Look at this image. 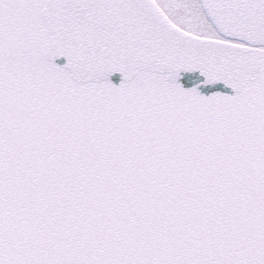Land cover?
Returning <instances> with one entry per match:
<instances>
[{
	"label": "snow or ice",
	"instance_id": "1",
	"mask_svg": "<svg viewBox=\"0 0 264 264\" xmlns=\"http://www.w3.org/2000/svg\"><path fill=\"white\" fill-rule=\"evenodd\" d=\"M0 264H264V0H0Z\"/></svg>",
	"mask_w": 264,
	"mask_h": 264
},
{
	"label": "water",
	"instance_id": "2",
	"mask_svg": "<svg viewBox=\"0 0 264 264\" xmlns=\"http://www.w3.org/2000/svg\"><path fill=\"white\" fill-rule=\"evenodd\" d=\"M55 63L58 65L63 66L64 64L67 63V58L66 57H58L55 60ZM109 79L116 85H119L123 79V74L120 72L113 73ZM204 79V77L200 76L199 73H196L195 76H186L185 78V83L186 84H191L193 82H198L199 80ZM202 91L206 94H210L214 91H221L224 93L232 94L233 90L229 87L226 86L223 82H218L215 84L207 85L202 87Z\"/></svg>",
	"mask_w": 264,
	"mask_h": 264
}]
</instances>
